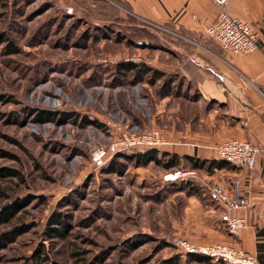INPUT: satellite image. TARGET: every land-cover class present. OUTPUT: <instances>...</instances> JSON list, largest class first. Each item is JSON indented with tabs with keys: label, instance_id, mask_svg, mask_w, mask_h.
<instances>
[{
	"label": "rangeland",
	"instance_id": "374dc122",
	"mask_svg": "<svg viewBox=\"0 0 264 264\" xmlns=\"http://www.w3.org/2000/svg\"><path fill=\"white\" fill-rule=\"evenodd\" d=\"M92 3L101 1L0 0V208L22 204L12 222L0 227V264H162L174 255L179 264H199L188 262L171 238L232 244L196 226L207 212L203 202L188 199L191 184L201 189L195 178L159 183L172 168L152 161L120 159L126 164L120 174L92 165V152L107 143L108 134L100 126H83L82 117L169 135L168 122L147 121L167 77L153 85L155 48L132 33L131 20L130 26L118 18L96 29L75 17V7L90 12ZM150 30L156 37L161 32ZM124 61L145 63L151 71L136 81L133 73H116V62ZM26 108L74 112L78 121L35 123ZM192 166L181 168L193 169L209 193L208 186L220 183L217 172ZM10 171L18 174L7 176ZM53 213L67 218L64 238L46 235ZM17 228L26 232L10 239Z\"/></svg>",
	"mask_w": 264,
	"mask_h": 264
},
{
	"label": "crops",
	"instance_id": "0c3cea01",
	"mask_svg": "<svg viewBox=\"0 0 264 264\" xmlns=\"http://www.w3.org/2000/svg\"><path fill=\"white\" fill-rule=\"evenodd\" d=\"M111 1L98 5L95 1V10L90 12L83 6L75 7V17L87 20L96 29L119 18L129 26L130 19L139 23L141 19L172 32L162 36L158 29L161 32L154 36L151 67L167 77L165 82L160 76L155 79L153 85L158 87L160 80L162 92L158 101L154 100L152 113L146 115L151 126L161 121L169 124L166 138L170 144L162 152L179 157V163L171 168L190 167L195 161L203 162L206 168L211 161H218L215 146L227 138L245 139L257 148L251 169L231 165L212 169L217 172L213 176L226 187L234 179H241L244 204L239 213L246 225L238 237L226 233L219 220L220 208L206 190L207 183L203 181L201 189L191 184L193 190L188 194L193 202L205 204L207 214L196 226L221 233L220 242H230L257 257L264 250V0H227L224 5L227 13L255 28L257 49L239 55L226 54L204 35L205 27L218 14L212 0ZM66 10L71 12L72 7ZM193 105L200 111L193 113ZM187 144L196 148L190 149ZM202 190L205 193L199 192Z\"/></svg>",
	"mask_w": 264,
	"mask_h": 264
},
{
	"label": "built area",
	"instance_id": "2783aa9c",
	"mask_svg": "<svg viewBox=\"0 0 264 264\" xmlns=\"http://www.w3.org/2000/svg\"><path fill=\"white\" fill-rule=\"evenodd\" d=\"M112 3L111 0H104ZM218 9L214 22L205 27L204 35L215 42L223 52L230 55L250 54L257 49V36L252 24L234 17L225 11L227 0H212ZM94 7V4H91ZM145 28H155L170 32L166 28L149 24L141 20ZM140 26V25H139ZM172 33V32H170ZM174 34V33H173ZM115 62V61H114ZM117 63V62H116ZM108 134V141L95 148L91 155L94 168H106L120 154L156 150L162 152L170 142L159 129L151 128L144 132L133 130L125 124L113 119L100 122ZM190 149L195 146L187 144ZM217 159L235 168L251 169L255 165L257 148L245 139L227 138L215 146ZM199 154L195 158L199 159ZM196 178V172L189 169H171L158 177L159 183H175ZM241 179H234L228 187L215 182L208 189L220 208L219 220L230 237H238L246 225L245 218L239 213L244 201L241 197ZM207 187V186H205ZM170 243L184 255H197L209 258L212 262L224 264H259L256 256L227 244L195 245L185 239L173 237Z\"/></svg>",
	"mask_w": 264,
	"mask_h": 264
},
{
	"label": "trees",
	"instance_id": "16d2710c",
	"mask_svg": "<svg viewBox=\"0 0 264 264\" xmlns=\"http://www.w3.org/2000/svg\"><path fill=\"white\" fill-rule=\"evenodd\" d=\"M102 3H107L104 0H100ZM134 24L136 28L131 29L133 30L132 33L136 34L141 39H147L149 40L151 44H148V46L154 47L155 43V37L152 34L151 30L149 32V27L146 25H143L142 23H139L133 19H130ZM140 26H139V25ZM157 31V29L153 28ZM130 31V30H129ZM158 32V31H157ZM134 36V35H133ZM135 37V36H134ZM116 73L121 75H128L129 73H133L134 79L136 81L140 80L142 78V74H145L149 71H151L150 67L147 66L145 63H135L132 61H124V62H118L115 65ZM156 76H160L161 73L154 72ZM26 115L31 117V121L35 123H55V124H62L67 122L68 120H72L73 123H77L78 116L74 112H58L54 110L49 109H35V108H26ZM132 118V115H131ZM83 126L85 125H94L95 127H101L100 122H97L95 120H89L86 117H82ZM185 158V157H184ZM120 159H123L129 163H132L134 165H146L148 162H153L155 164H161L164 169L171 168L173 166H176L179 163V157L170 154L168 152H158L156 150H146L143 152H135L130 154H120L116 156L109 165L104 168L103 170L107 173H122L125 170L124 162H121ZM194 168H202L204 167L203 162H194L192 164ZM192 166V167H193ZM228 168L229 164L222 162L220 160L218 161H211L208 166L206 167L207 172L211 173L212 169H222V168ZM18 173L15 171H10L7 173V176H16ZM197 187V185H196ZM21 202L12 201L7 206H4L0 208V227L2 225H8L12 220L16 217V214L18 212V207H21ZM48 226L46 227V235L49 238L52 237H61L64 238L67 228H68V222L67 218L63 216L61 213H53L51 217L48 220ZM18 231L12 235L10 239L14 240L18 235H21L22 233L26 232V230H23L25 228H22V232L19 233L20 229L17 228ZM4 236V234H3ZM261 247H264V245H261ZM260 263L264 262V256L258 255L256 257ZM46 260H44L45 262ZM188 262H194L199 264H212V261L203 256H197V255H188L187 256ZM180 258L176 255L171 256L170 258L164 260L162 264H179Z\"/></svg>",
	"mask_w": 264,
	"mask_h": 264
}]
</instances>
